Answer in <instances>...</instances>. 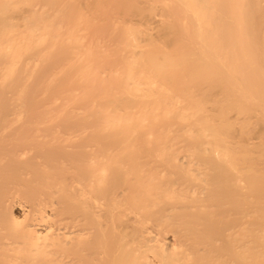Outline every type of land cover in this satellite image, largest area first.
Instances as JSON below:
<instances>
[{
    "label": "bare ground",
    "instance_id": "6f19581e",
    "mask_svg": "<svg viewBox=\"0 0 264 264\" xmlns=\"http://www.w3.org/2000/svg\"><path fill=\"white\" fill-rule=\"evenodd\" d=\"M0 264H264V0H0Z\"/></svg>",
    "mask_w": 264,
    "mask_h": 264
}]
</instances>
